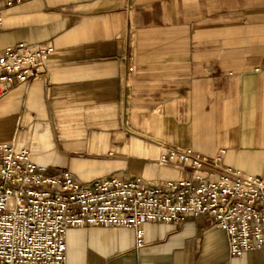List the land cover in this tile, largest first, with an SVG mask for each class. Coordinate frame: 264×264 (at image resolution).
<instances>
[{
    "label": "crops",
    "instance_id": "crops-1",
    "mask_svg": "<svg viewBox=\"0 0 264 264\" xmlns=\"http://www.w3.org/2000/svg\"><path fill=\"white\" fill-rule=\"evenodd\" d=\"M0 48L50 44L39 77L0 97V143L82 183L180 179L166 147L264 178V0H27L2 12ZM210 177L214 173L209 174ZM66 231L67 264H264L231 255L207 217Z\"/></svg>",
    "mask_w": 264,
    "mask_h": 264
},
{
    "label": "built area",
    "instance_id": "built-area-1",
    "mask_svg": "<svg viewBox=\"0 0 264 264\" xmlns=\"http://www.w3.org/2000/svg\"><path fill=\"white\" fill-rule=\"evenodd\" d=\"M24 1L0 0V24L5 8ZM52 51L50 44L0 48V97L39 77ZM157 161L189 175L151 181L110 175L82 183L67 170L36 164L25 147L0 143V264H67L70 227H132L140 246L146 221L199 217L224 231L231 255L264 247V178L223 166L221 152L207 157L166 147Z\"/></svg>",
    "mask_w": 264,
    "mask_h": 264
}]
</instances>
